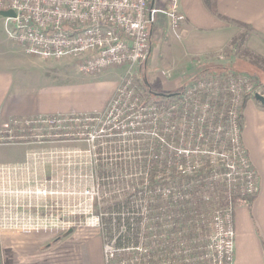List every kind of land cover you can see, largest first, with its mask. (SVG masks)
I'll list each match as a JSON object with an SVG mask.
<instances>
[{"label": "built area", "instance_id": "2783aa9c", "mask_svg": "<svg viewBox=\"0 0 264 264\" xmlns=\"http://www.w3.org/2000/svg\"><path fill=\"white\" fill-rule=\"evenodd\" d=\"M152 1L0 0V10L16 12L4 17L5 27L28 54L74 56L84 73L128 68L103 111L17 115L0 124V144L54 143L35 158L46 163L47 156L64 157L56 162V176L34 189L15 186V168L0 166V227L51 239L92 231L103 237L106 264H234L235 199L254 198L260 189L242 114L247 100L264 94L248 73L220 71L200 75L172 96L151 97L133 71L149 58L150 25L163 12L180 36L183 20L180 0H166L165 8L152 7ZM81 140L86 148L60 143ZM78 155L86 157V185L79 193L90 206L61 215L44 200L76 195L75 187L55 189L53 180L75 177ZM201 173L210 184L199 193L207 210L194 211L190 222L204 234L189 237L192 227L178 222L187 212L181 203L190 196L186 176ZM211 190L213 202L207 198ZM33 193L43 197L34 210ZM126 198L130 206L119 208ZM102 200L113 202L104 208Z\"/></svg>", "mask_w": 264, "mask_h": 264}, {"label": "crops", "instance_id": "0c3cea01", "mask_svg": "<svg viewBox=\"0 0 264 264\" xmlns=\"http://www.w3.org/2000/svg\"><path fill=\"white\" fill-rule=\"evenodd\" d=\"M162 3L167 6L165 0ZM181 7L183 20L179 33L186 49L194 56L210 58L228 49L237 35L244 34L245 55L253 65L250 69L255 67L252 56L264 58V0H212L211 5L207 0H181ZM0 20L5 22L1 15ZM167 20L170 27L168 17ZM0 45V124L17 115L57 114L78 109L69 107L72 98L61 100L58 94L45 93L38 85V78L34 81L27 76L26 68H20L21 63H27L26 60L22 62L14 57L11 45L3 42ZM29 59L34 62L43 58L29 54ZM35 65L30 66L36 75L37 71H42L38 68L43 62ZM190 68L188 66V70ZM168 91L164 93L174 92ZM243 139L259 172L260 189L252 200L237 201L234 264H264V102L256 97L245 103ZM41 147L36 143L0 144V166L15 168L12 175L15 186L28 185L34 189L42 183L44 165L31 157L32 152ZM48 171L51 172L49 167ZM28 176L30 182H27ZM30 202L34 210L43 204V197L33 193ZM103 243V237L96 233L71 231L51 239L0 227V264H106Z\"/></svg>", "mask_w": 264, "mask_h": 264}, {"label": "rangeland", "instance_id": "374dc122", "mask_svg": "<svg viewBox=\"0 0 264 264\" xmlns=\"http://www.w3.org/2000/svg\"><path fill=\"white\" fill-rule=\"evenodd\" d=\"M162 2L163 0H153L151 2V6L156 8H165L166 6H164V3ZM165 15L166 14L163 12L155 13V21L150 25L151 39L149 58L147 61L138 64L133 69V71L137 74L136 78H138L139 81L145 85L149 92H151V90L158 91L159 93H164L168 90V92L180 91L186 84L204 73H217L220 71H244L246 73H253V69H250L253 65L249 63V57L245 55L246 49L244 43L240 42V39L235 46H233L232 42L228 49H225L217 54H213L210 58L194 56L195 54L186 49L184 41L182 40L183 37L181 38V34L180 36H177L175 32H172V28L169 30L171 25L169 27L167 20L168 16L166 15V17ZM1 20L0 42L5 43L7 46L11 45V52H13L12 55L14 57L20 58L22 62L23 60H26L27 63H21L20 68H26L28 70V72H26L27 76L33 78L34 81L38 78V85L42 86L45 93L51 92L54 93L55 96L58 94L62 97L61 100H67L68 97L72 98L70 104H68L69 107L72 109L78 108L74 109L75 111L57 114H68L83 111L97 112L106 109L108 102L114 97L117 89L126 77L128 72V68L126 66H112L95 73H84L80 70L78 62L74 56H65L58 59L43 58L31 62L32 60L29 59V54L17 41L9 36L5 27V22L4 20ZM238 37L239 36L237 35L236 38ZM220 56L223 57L221 58ZM35 61L37 62V65H39V61L43 62V66L38 68V70H42V73L37 71L36 75L35 71H32V66H36ZM187 65L191 67L190 70H188ZM255 86H257L255 88L262 91L264 94V86H259L257 84ZM60 143L73 146L75 148L87 147V142L82 140L65 141ZM56 145L57 144L54 143H43L41 144L43 147L34 150L31 157L35 158L34 155H39ZM75 159L77 164L75 177L69 178L67 181L64 179V182L61 181V178H54L53 187L55 189L58 188L61 192H68L70 190L69 187H72V189L75 187V190L77 191L76 195L72 197L65 193L55 195L54 197L47 196L44 200L47 205L52 206L53 209L61 215L65 214L70 209H75L76 212H83L90 206V201L79 193L86 185V181L83 178L84 168L82 167L83 161L86 160V157L78 155ZM45 160L46 163L45 161L42 162L40 160L44 165V181L47 179L50 181V179L55 177L58 172L56 162L60 164L64 160V157H57L56 159H53L47 156L45 157ZM48 167L51 172L48 171ZM61 170L65 172L66 168H60V171ZM102 201H104V208L111 205L113 202V200ZM76 218L79 219L80 216H76ZM74 231L92 232L85 229Z\"/></svg>", "mask_w": 264, "mask_h": 264}, {"label": "trees", "instance_id": "16d2710c", "mask_svg": "<svg viewBox=\"0 0 264 264\" xmlns=\"http://www.w3.org/2000/svg\"><path fill=\"white\" fill-rule=\"evenodd\" d=\"M208 3L211 5V1L212 0H207ZM244 34H241L238 38L233 39V46H235L240 39V42L243 43L244 41ZM246 51V50H245ZM252 60L255 61V67L253 68V73L248 72V74L253 78L255 85H259V86H264V58L262 56H252ZM255 70V71H254ZM150 96L154 97V98H160L162 96H172L174 93H159L158 91L155 90H151L150 92ZM243 120H244V114H242ZM208 174L207 173H201L200 175H187L186 176V183L188 185H190V189H189V194L190 196L188 198H186L182 203H181V208H185L186 209V215L180 219L178 222L181 223H185L189 226H191L192 228H189L187 230V232L185 233L187 236L189 237H193L195 235H203L204 234V229H201L200 231H198V225H195L193 223L190 222V220L192 219L193 213L194 211H198V212H204L207 209L204 208L203 205V198L200 197V192H204L209 188V181H208ZM206 187V189H205ZM214 190H211V192H209V194L207 195V198L210 202L216 201V198L214 196V194H212ZM219 198L221 197V201L222 204H226L228 202L227 197L225 198V194L222 191V189H219ZM210 195V196H209ZM249 200H252V198H248ZM129 199H119V208L122 206H130L129 204ZM238 199H235V207L237 204ZM118 205V204H117ZM116 205V206H117ZM175 232V230H173ZM184 235V234H181Z\"/></svg>", "mask_w": 264, "mask_h": 264}, {"label": "water", "instance_id": "95a60500", "mask_svg": "<svg viewBox=\"0 0 264 264\" xmlns=\"http://www.w3.org/2000/svg\"><path fill=\"white\" fill-rule=\"evenodd\" d=\"M0 15L3 17H14L16 16V12L14 10H0ZM258 100L264 102V95L262 94H256L255 96ZM70 230L69 232H71Z\"/></svg>", "mask_w": 264, "mask_h": 264}, {"label": "flooded vegetation", "instance_id": "af4514ba", "mask_svg": "<svg viewBox=\"0 0 264 264\" xmlns=\"http://www.w3.org/2000/svg\"><path fill=\"white\" fill-rule=\"evenodd\" d=\"M68 233V232H67ZM63 236V235H62ZM61 237V236H60ZM59 238V237H58ZM55 239H57V238H55Z\"/></svg>", "mask_w": 264, "mask_h": 264}]
</instances>
